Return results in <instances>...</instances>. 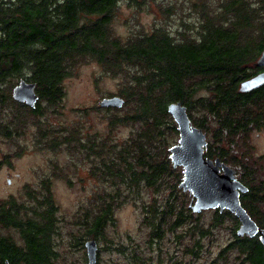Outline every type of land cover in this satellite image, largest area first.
Returning <instances> with one entry per match:
<instances>
[{
	"label": "trees",
	"instance_id": "1",
	"mask_svg": "<svg viewBox=\"0 0 264 264\" xmlns=\"http://www.w3.org/2000/svg\"><path fill=\"white\" fill-rule=\"evenodd\" d=\"M198 2L191 6L197 22L181 16L175 33L165 22L173 9L169 4L159 8L163 14L150 29L138 27L123 37L114 28L122 4L142 10L150 0H0V136L15 144L34 125L38 145L76 149L92 176L107 184L72 220L65 252L57 241L58 206L47 183L42 199L40 192L30 193L34 205L2 203L0 264H88L85 243L93 238L120 252L128 264H264L259 236H238L240 221L232 212L210 210L207 218L206 211H192V197L179 188L183 172L170 159L169 148L179 136L168 112L173 102L181 101L202 130L215 123L213 142L205 149L209 157L228 161L226 147L246 138V131L264 127V85L240 91L243 81L264 70L255 64L264 50V0ZM90 63L120 78L117 95L125 103L106 109L113 111L110 127L133 126L121 144L83 125L46 119L65 98L64 82ZM21 80L36 84L34 108L13 97ZM230 159L242 166L249 188L242 204L264 228V178L244 155ZM141 186L153 195L143 203V239L122 243L107 227L114 224L125 189ZM227 225L228 241L220 244V230ZM1 229L14 230L19 238ZM215 245H220L216 253Z\"/></svg>",
	"mask_w": 264,
	"mask_h": 264
},
{
	"label": "rangeland",
	"instance_id": "2",
	"mask_svg": "<svg viewBox=\"0 0 264 264\" xmlns=\"http://www.w3.org/2000/svg\"><path fill=\"white\" fill-rule=\"evenodd\" d=\"M150 1L148 6L143 5L142 10H135L123 3L121 6L123 14L114 24L117 34L127 37L138 27L150 29L163 14L159 8L164 9L169 4L173 9L167 12L169 15L166 21L164 18L163 20L173 33L180 25L181 16L188 22H197V10H193L191 6L192 1L198 2V0ZM205 1L207 3L215 0ZM119 86V77L107 74L95 63L86 64L79 69L77 76L64 82L65 98L59 108L52 109L56 113H47L46 119L57 125L61 123L83 125L84 130H89L91 134L97 133L103 137H110V142L121 144L129 139L133 126L119 124L110 127V116L113 111L99 105L103 98L117 95ZM198 117L202 118V115L198 114ZM207 124L209 128L203 130L207 133L210 144L214 138L212 127L215 123L210 121ZM35 132V126L29 125L21 135L17 136L15 144L0 136V205L11 200L17 204L34 205L36 201L31 198L30 193L34 192V195L38 196L40 192L39 197L42 199L45 190L43 185L47 183L58 206V225L61 235L57 237V241L62 244L60 250L65 252L64 249H67L70 239L68 231L72 220L83 208L91 204L93 198L102 193L107 184L92 176L89 172L90 165L75 155L78 152L76 149L69 151L63 147L54 151L42 148L37 144ZM246 136L239 139L237 144L229 146L227 143L229 156L238 155L240 158L245 153L244 160L253 168L259 169L260 177L264 178V127L252 129ZM178 139L179 136L175 139L176 143ZM227 163L236 170L238 177L242 175V166L235 165L232 161ZM177 168L182 171V167ZM9 179L10 183H8ZM152 196V193L142 186L135 191L125 189L124 201L115 211L114 224L107 227L109 236L115 237L122 243H129L130 238L141 242L145 228L143 203L152 201ZM156 197L161 198L157 194ZM210 215V210H206L205 216L208 218ZM1 232L12 234L14 230L1 229ZM13 234L19 238L16 232ZM228 234L229 225L224 230H220V244L228 241ZM170 244L173 247L177 246L175 241ZM116 245L118 244L114 246ZM219 246L213 247L214 253ZM175 251L177 250L173 251L174 254ZM185 261L189 263V258ZM208 263L209 261L198 260L191 264ZM98 264H128V261L120 252L113 249L107 250L105 241H99Z\"/></svg>",
	"mask_w": 264,
	"mask_h": 264
},
{
	"label": "water",
	"instance_id": "3",
	"mask_svg": "<svg viewBox=\"0 0 264 264\" xmlns=\"http://www.w3.org/2000/svg\"><path fill=\"white\" fill-rule=\"evenodd\" d=\"M264 67V50L256 63ZM264 85V70L243 81L240 91H253ZM13 97L19 102L35 107L38 101L36 84L21 80L13 89ZM125 100L118 95L105 97L100 101L103 108L123 107ZM168 112L177 124L179 132L178 142L169 148L170 159L175 168L182 167V180L179 188L189 192L192 197L190 208L196 214L206 210H228L240 221L237 228L238 236H259L264 245V228H261L244 208L241 202V193L248 191V187L239 181L236 170L220 159L212 160L205 156L207 135L195 126L189 116L187 107L181 101L173 102L168 106ZM222 168V171H221ZM10 183V180L8 181ZM88 264H98L99 244L96 239L86 241ZM9 264V263H6Z\"/></svg>",
	"mask_w": 264,
	"mask_h": 264
},
{
	"label": "flooded vegetation",
	"instance_id": "4",
	"mask_svg": "<svg viewBox=\"0 0 264 264\" xmlns=\"http://www.w3.org/2000/svg\"><path fill=\"white\" fill-rule=\"evenodd\" d=\"M250 131H251V130L246 131L245 134L250 133ZM205 133H206V132H205ZM206 135H207V133H206ZM208 144H209V141H208V139H207V146H206V148L208 147ZM206 148H205V149H206ZM244 154H245V153H243V155H244ZM243 155H242V156H243ZM205 156L208 157V158H210V159H212V160L220 159L221 162H223L224 164L230 166V165L227 163V161H226L225 159H222L221 157H218V156L209 157V156L206 155V153H205ZM231 156H232V155H231ZM231 156H229V153H228V159H227L228 162H231V159H230ZM233 156L238 157V155H233ZM240 157H241V156H240ZM230 167H231V166H230ZM232 168H233V167H232ZM221 171H222V168H221ZM236 173H237V172H236ZM236 176H237V179H238L239 181H241L242 183L245 184V182H244V180H243V176H242V177H241V175H240L239 177H238V175H236ZM9 180H10V179H9ZM242 194H244V193H241V195H242ZM240 197H241V196H240ZM241 202H242V201H241ZM242 205H243V204H242ZM244 208H245V207H244ZM245 209H246V208H245ZM246 210H247V209H246Z\"/></svg>",
	"mask_w": 264,
	"mask_h": 264
}]
</instances>
